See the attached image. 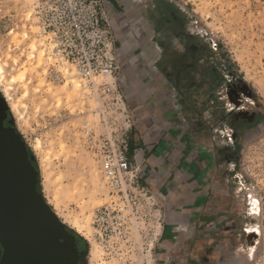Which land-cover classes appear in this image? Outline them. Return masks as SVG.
Segmentation results:
<instances>
[{
    "label": "rangeland",
    "instance_id": "rangeland-1",
    "mask_svg": "<svg viewBox=\"0 0 264 264\" xmlns=\"http://www.w3.org/2000/svg\"><path fill=\"white\" fill-rule=\"evenodd\" d=\"M33 3L37 0H0V61L11 78L43 55L27 83L12 86L13 100L7 102L9 118L36 159L41 193L88 250L82 264H165L158 250L165 202L148 189L115 199L86 145L89 132L100 136L118 129L122 112L113 95L87 87L70 65L64 67V81L51 77L55 60L36 35ZM117 3L116 15L126 11L123 3H155L156 18V9H162V27L157 29L156 21L154 31L162 47L191 51V58L167 63L188 77L180 91L187 102L185 128L208 148L215 165L216 207L232 229L227 250L213 264H264V0ZM33 44L38 50L32 51ZM118 86L124 96L120 75ZM4 91L0 83L6 100ZM106 207L114 213L99 216Z\"/></svg>",
    "mask_w": 264,
    "mask_h": 264
},
{
    "label": "crops",
    "instance_id": "crops-1",
    "mask_svg": "<svg viewBox=\"0 0 264 264\" xmlns=\"http://www.w3.org/2000/svg\"><path fill=\"white\" fill-rule=\"evenodd\" d=\"M110 1L119 9L117 0ZM123 4L126 11L114 14V22L119 75L133 122L130 156H141L142 185L165 202L160 259L165 264H213L227 250L232 229L216 207L215 165L208 148L185 128L187 102L180 91L187 88L188 77L167 63L169 58H191V52L162 47L154 32L156 21L157 29L162 27V9H156V18L155 3Z\"/></svg>",
    "mask_w": 264,
    "mask_h": 264
},
{
    "label": "built area",
    "instance_id": "built-area-1",
    "mask_svg": "<svg viewBox=\"0 0 264 264\" xmlns=\"http://www.w3.org/2000/svg\"><path fill=\"white\" fill-rule=\"evenodd\" d=\"M32 19L38 27L36 35L43 39L49 57L55 60L50 75L64 81V67L70 65L76 76L90 88L98 87L120 110L123 124L109 134L96 136L89 132L86 145L100 163L115 199L128 192L144 193L141 156H130L132 117L119 90L120 72L117 51L118 31L112 3L104 0H37L32 5ZM214 47H216L214 45ZM231 136L235 137L234 133ZM111 215L106 207L99 216Z\"/></svg>",
    "mask_w": 264,
    "mask_h": 264
},
{
    "label": "water",
    "instance_id": "water-1",
    "mask_svg": "<svg viewBox=\"0 0 264 264\" xmlns=\"http://www.w3.org/2000/svg\"><path fill=\"white\" fill-rule=\"evenodd\" d=\"M35 162L0 96V264H82L88 250L39 191Z\"/></svg>",
    "mask_w": 264,
    "mask_h": 264
},
{
    "label": "bare ground",
    "instance_id": "bare-ground-1",
    "mask_svg": "<svg viewBox=\"0 0 264 264\" xmlns=\"http://www.w3.org/2000/svg\"><path fill=\"white\" fill-rule=\"evenodd\" d=\"M29 19V17H28ZM26 38H28V35H26ZM32 51H36L38 50L37 46L35 44L32 45ZM42 54L39 55V59L37 61V64L35 65L34 63L30 62L29 60H32L31 58H28L29 62H26L23 66V69L19 72V74H17V76H12L11 78H7L6 75V70L5 67L2 65L1 61H0V83L2 85H4L5 87V91H4V95L6 97V100L8 103H10V100L12 101V97L10 94V90L12 89V86L18 82L21 83H27V75L30 74H34L35 70H37L38 68L41 67L42 64ZM17 63V60H15V64ZM35 65V67H33ZM25 96L28 95V84H26L25 86ZM77 87L79 88V85H77ZM13 107L18 110V106L16 103H13ZM38 147L42 146V142L41 140H38L37 142ZM78 232H82V228L81 227H76Z\"/></svg>",
    "mask_w": 264,
    "mask_h": 264
},
{
    "label": "trees",
    "instance_id": "trees-1",
    "mask_svg": "<svg viewBox=\"0 0 264 264\" xmlns=\"http://www.w3.org/2000/svg\"><path fill=\"white\" fill-rule=\"evenodd\" d=\"M30 152V151H29ZM30 155L32 156V153L30 152ZM34 165L36 166V168L38 169L37 165H36V162L34 163ZM39 179H40V176H39ZM39 191L41 192L40 190V183H39ZM69 230V229H68ZM71 233H73L71 230H69ZM74 234V233H73ZM75 235V234H74ZM76 236V235H75ZM77 238V241H78V237ZM80 240V239H79ZM81 241V240H80Z\"/></svg>",
    "mask_w": 264,
    "mask_h": 264
},
{
    "label": "flooded vegetation",
    "instance_id": "flooded-vegetation-1",
    "mask_svg": "<svg viewBox=\"0 0 264 264\" xmlns=\"http://www.w3.org/2000/svg\"><path fill=\"white\" fill-rule=\"evenodd\" d=\"M182 33V32H181ZM178 36V35H177ZM189 52H191L190 50H189ZM190 55H191V53H190ZM77 243H78V248H79V250H83V246L81 245V241L78 239V241H77Z\"/></svg>",
    "mask_w": 264,
    "mask_h": 264
}]
</instances>
